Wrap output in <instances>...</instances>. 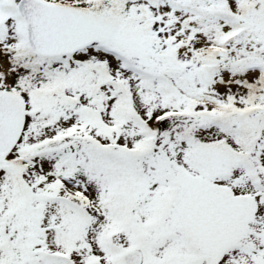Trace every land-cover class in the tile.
Masks as SVG:
<instances>
[{
	"label": "snow or ice",
	"instance_id": "6c2138e0",
	"mask_svg": "<svg viewBox=\"0 0 264 264\" xmlns=\"http://www.w3.org/2000/svg\"><path fill=\"white\" fill-rule=\"evenodd\" d=\"M0 264H264V0H0Z\"/></svg>",
	"mask_w": 264,
	"mask_h": 264
}]
</instances>
